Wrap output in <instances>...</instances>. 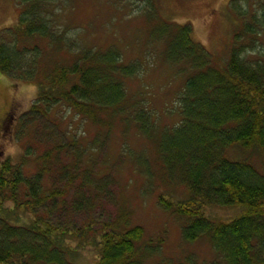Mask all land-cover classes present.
I'll return each mask as SVG.
<instances>
[{
	"label": "trees",
	"instance_id": "trees-1",
	"mask_svg": "<svg viewBox=\"0 0 264 264\" xmlns=\"http://www.w3.org/2000/svg\"><path fill=\"white\" fill-rule=\"evenodd\" d=\"M16 2L19 22L0 36V70L36 83L38 95L16 121V135L26 140L24 156L0 165V264H74L67 254L75 249L65 236L95 229L90 224L70 229L67 213H89L102 199L95 154L117 121L124 132L139 130L154 144L164 180L187 186L185 201L161 195L159 202L182 223L185 242L203 236L217 253L208 261L191 257L189 264H264V0H231L240 25L226 59H216L194 39L191 23L156 17L151 3L147 13L157 21L152 17L150 44L164 46L166 64L187 74L178 98L182 119L162 128L143 100L128 92L127 81L144 66L140 59L126 62L114 44L96 48L70 37L55 17L61 0ZM67 111L92 124L91 139L71 127L48 126L51 117L61 121ZM25 129L45 130L39 148L32 134L24 136ZM229 149L257 151L260 162L231 158ZM148 159L138 163L146 164L143 173L151 177ZM29 163L37 165L32 174ZM7 201L12 206L5 207ZM209 205L241 211L229 221L217 220L206 212ZM22 213L31 220L13 219ZM126 224H103L95 240L96 264H153L149 260L159 246L142 245L144 228Z\"/></svg>",
	"mask_w": 264,
	"mask_h": 264
},
{
	"label": "rangeland",
	"instance_id": "rangeland-1",
	"mask_svg": "<svg viewBox=\"0 0 264 264\" xmlns=\"http://www.w3.org/2000/svg\"><path fill=\"white\" fill-rule=\"evenodd\" d=\"M61 1L64 4L55 6V17L57 16L58 25L67 28L70 37L96 48H106L114 44L122 50L126 62L141 60L144 69L142 68L138 76L127 81L128 92L130 96L143 100L160 128L172 127L181 121L178 98L187 74L166 64L164 46L150 44L153 16L147 12L152 9L149 8L151 3L155 4L153 12L156 17L175 24L191 23L194 39L203 44L216 59L227 57L234 34L240 25L237 16L231 11V0ZM19 18L20 9L16 0H0V36L5 28L17 26ZM153 18L156 22V18ZM262 42L260 49H264V36ZM37 95L36 83L15 80L0 70V165L4 159L10 158L13 162H18L24 156L26 140L16 135V121L28 112ZM66 114L61 117V121L58 117H51L52 121L47 122L48 126L52 130L71 127L86 139L93 137L95 128L90 122L74 112L67 111ZM30 134L33 135V141H38L35 146L39 148L42 136L45 137V130L40 129L35 133L25 129L24 136ZM232 149L228 151L231 158H250L254 163L260 162L257 151L247 153L241 149ZM156 154L154 144L147 141L139 130L130 129L124 132L123 123L117 121L111 136L100 147L99 153L95 154L98 158L97 177L102 178L104 183L102 199L100 198V202L89 213H67L66 221L71 223L70 229L73 226L84 228L89 224L95 229L85 236H65L67 245L75 249L73 253L67 254L70 262H98L100 248L96 241L100 240L99 232L105 223L141 225L145 232L142 245L152 242L159 246L157 253L149 260L153 264H189L191 257L198 261L216 258L217 253L205 237L185 242L182 237V223L160 205L161 195L171 201L181 202L189 196V190L185 184H172L162 178L163 170L157 162ZM146 158L152 164L151 177L143 173L144 169L146 171V164L138 163ZM28 165V173L35 172L37 165ZM4 206H12V203L4 202ZM205 210L212 218L223 221L234 219L241 211L239 207L218 205H209ZM59 217L55 213L53 221L57 223ZM13 219L25 223L31 220V216L26 213L20 216L14 214Z\"/></svg>",
	"mask_w": 264,
	"mask_h": 264
}]
</instances>
